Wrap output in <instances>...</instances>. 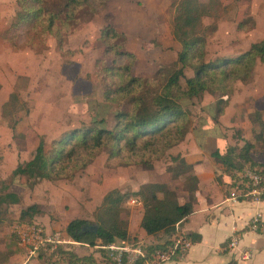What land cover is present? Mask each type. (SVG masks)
I'll list each match as a JSON object with an SVG mask.
<instances>
[{
    "label": "rangeland",
    "instance_id": "1",
    "mask_svg": "<svg viewBox=\"0 0 264 264\" xmlns=\"http://www.w3.org/2000/svg\"><path fill=\"white\" fill-rule=\"evenodd\" d=\"M174 1L105 0L103 7L70 32L59 48L49 37L40 46H26L24 27L9 28L16 8L14 0H0V183L31 157L39 139L48 146L63 133L101 117L105 127H112L114 106L105 103L101 96L109 78L99 72L100 64L109 65V56L103 55L104 45L98 39V31L104 25L110 24L124 34V49L134 55L130 73L155 79L154 89H160L167 73L178 66L175 60L179 45L171 36ZM221 3L218 16L202 19L204 61L232 57L264 36V0ZM246 18L251 19L252 25L244 26ZM183 75L191 77L192 68L184 67ZM179 84L184 88V79ZM10 93L15 100L2 110ZM220 98L227 104L219 115L215 114V98L208 92L181 98L179 102L189 123L187 132L160 157L152 159L149 166L109 159L103 147L70 179L13 177L9 190L16 192L20 201L0 206V264H45L38 253L30 255L19 242L16 232L23 225L57 230L72 218L95 222L96 208L106 191H130L145 181L169 183L166 169L178 166L169 160L170 156L192 152V146L202 147L204 140L211 137L215 138L214 149L220 152L225 147L238 148L246 139L253 140L252 134L257 130L253 113L264 108L260 107L264 101V63L256 59L248 81H235L232 92ZM237 129L241 132L236 137ZM209 150L212 152L213 147ZM250 153L253 159L264 163L263 149L254 147ZM30 204H36L40 213L29 222L24 219L20 223L19 211ZM76 247L78 251L85 249ZM106 260L111 261L103 258Z\"/></svg>",
    "mask_w": 264,
    "mask_h": 264
},
{
    "label": "trees",
    "instance_id": "2",
    "mask_svg": "<svg viewBox=\"0 0 264 264\" xmlns=\"http://www.w3.org/2000/svg\"><path fill=\"white\" fill-rule=\"evenodd\" d=\"M104 1L14 0L16 8L9 28L24 27L26 46H40L49 37L60 48L65 37L80 23L89 21L103 7ZM172 5L171 36L179 45L175 60L178 66L167 73L160 89H154L155 79L130 73L134 55L124 49V34L110 24L101 27L98 39L104 45L103 55L109 56V65H99L101 75L109 78L104 82L101 96L105 103L114 106L112 127H105V119L101 117L92 119L88 125L63 133L48 146L39 139L31 157L23 165L16 166L11 171V177L0 183V206L20 201L18 194L9 190L13 177L70 179L103 147L107 149L109 159L120 158L123 164L151 165L152 159L160 157L187 132L189 123L179 102L181 98L208 92L215 98V114L219 115L227 104L220 96L229 95L235 81H248L256 59L264 63V36L250 43L246 51L232 57L212 62L203 60L205 38L201 28L202 19L218 16L222 8L221 0H175ZM245 20L244 26L252 25L250 18ZM186 66L193 70L189 78L183 75ZM181 78L184 79V88L179 84ZM11 100H15L13 93L9 94L2 110ZM253 116L258 125V131L253 135L254 143L264 148V122L258 111H254ZM10 128L14 133V124ZM240 132L241 129H237L235 136H239ZM252 146L250 142L243 141L238 148L225 147L222 152L214 150L210 156L228 172L241 170L245 166L251 169L255 167L264 179V165L255 164L249 156ZM169 160L178 163L177 167L169 166L166 169L170 173L169 183L177 184L178 179L182 178L181 188L191 191L196 183L191 171L192 164L178 154L170 156ZM236 180L234 177L232 186ZM169 183L165 180L150 181L135 191L110 189L101 197L95 212V222L72 218L65 224L63 232L80 246L86 244L93 247L96 242L106 245L115 241H133L128 238L126 230L124 216L127 210L124 204L129 197H137L142 207L140 229L147 235L171 233L174 225L192 212V205L190 200L179 203L175 190L168 187ZM39 213V207L30 204L19 211L18 218L20 223L24 219L29 222ZM186 235L191 241L199 238L197 234ZM160 246L149 245L146 250L143 249L149 252ZM50 247L47 245L37 250L38 257L43 258L45 264H95L90 254L79 256L70 244ZM98 248L95 249L107 259L104 250Z\"/></svg>",
    "mask_w": 264,
    "mask_h": 264
},
{
    "label": "crops",
    "instance_id": "3",
    "mask_svg": "<svg viewBox=\"0 0 264 264\" xmlns=\"http://www.w3.org/2000/svg\"><path fill=\"white\" fill-rule=\"evenodd\" d=\"M260 107H264V101ZM258 112L264 122V108ZM257 131L258 125L257 130L252 134V139ZM242 136L247 138L243 134ZM246 141L248 140L246 139ZM248 142L253 144L250 152L254 147L264 150L263 147L255 145L254 139ZM212 147L214 151L215 138H206L202 147L195 148L192 146V152L181 154L186 162L192 164L191 171L196 178V183L191 191H185L184 188L180 187L182 180L177 181L180 183L169 185L175 190L179 203L190 200L192 205V212L184 220L174 225L173 232H159L156 235L145 234L139 227L142 215L140 202L126 201L124 204L127 210L124 217L127 221L128 238L139 242L145 250L149 245H161L156 249L164 248L178 238L190 240L186 235L189 233L198 235L199 238L196 241L190 240V245L183 253H176L159 264H264V202L255 203L241 198L232 201L228 198L230 189L227 191L225 189L227 186L233 187L232 181L234 177L237 179L236 174L239 170L235 172L224 170L210 156L209 149ZM207 149L209 150L208 153L205 152ZM250 158L255 164L264 165L251 156ZM146 183L147 181L142 182L139 187ZM138 188H133L130 191H135ZM256 212H260L261 216L252 226L251 219ZM66 223L60 228L62 230H56L52 227L48 230L43 228L41 230L46 236H57L60 242L70 244L79 256L90 254L95 264H113L111 261H103L101 252L97 250L100 246L98 242L93 247L83 244L81 247H85L86 250L83 248V251H78L76 245L80 246V244L71 241L63 232ZM232 234L237 237L235 248L227 246ZM240 249L249 252L247 259H240L238 254Z\"/></svg>",
    "mask_w": 264,
    "mask_h": 264
},
{
    "label": "built area",
    "instance_id": "4",
    "mask_svg": "<svg viewBox=\"0 0 264 264\" xmlns=\"http://www.w3.org/2000/svg\"><path fill=\"white\" fill-rule=\"evenodd\" d=\"M237 180L235 185L228 192V198L232 201L241 198L246 201L255 203L264 202V179L256 170L247 166L243 167L236 174ZM137 199L131 197L128 199L131 203ZM260 212H256L252 219L251 225L260 218ZM39 228L33 225H23L21 230L16 232L19 242L25 246L30 255L37 253L39 248H44L46 245L53 248L60 241L58 237L52 235L41 234ZM190 245V240L184 238L176 239L172 244L161 249H154L149 252L145 251L139 242L136 241H115L99 247L104 250V253L113 264H159L176 253H183ZM229 248L237 246V237L235 234L229 237L227 243ZM240 259H247L249 252L245 249H240Z\"/></svg>",
    "mask_w": 264,
    "mask_h": 264
},
{
    "label": "water",
    "instance_id": "5",
    "mask_svg": "<svg viewBox=\"0 0 264 264\" xmlns=\"http://www.w3.org/2000/svg\"><path fill=\"white\" fill-rule=\"evenodd\" d=\"M92 228H94V226Z\"/></svg>",
    "mask_w": 264,
    "mask_h": 264
}]
</instances>
